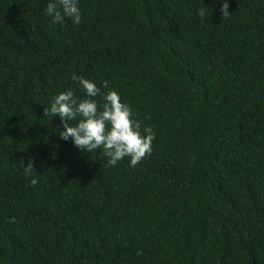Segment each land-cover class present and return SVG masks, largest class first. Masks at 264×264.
I'll return each instance as SVG.
<instances>
[{
  "label": "trees",
  "instance_id": "1",
  "mask_svg": "<svg viewBox=\"0 0 264 264\" xmlns=\"http://www.w3.org/2000/svg\"><path fill=\"white\" fill-rule=\"evenodd\" d=\"M47 2L0 0V264H264V0ZM73 73L153 128L135 167L59 138Z\"/></svg>",
  "mask_w": 264,
  "mask_h": 264
},
{
  "label": "clouds",
  "instance_id": "2",
  "mask_svg": "<svg viewBox=\"0 0 264 264\" xmlns=\"http://www.w3.org/2000/svg\"><path fill=\"white\" fill-rule=\"evenodd\" d=\"M228 8L229 0H219V12L223 19L231 14ZM196 11L200 18L209 17V7ZM43 13L52 24L68 19L78 25L82 17L80 0H48ZM70 78L84 95L77 97L73 88L67 87L53 95L44 108L45 116L58 115L61 118L63 128L57 129L60 139H70L77 149L85 153L95 151L97 155L107 158L106 164L109 166H115L127 157L129 167H135L151 153L155 137L153 128L142 126L131 106L121 99L116 90L109 88L107 80H101L98 86L94 80L75 73ZM68 121L75 122L69 124ZM23 170L26 175L31 173V160L23 165ZM28 182L35 185L37 178L31 176Z\"/></svg>",
  "mask_w": 264,
  "mask_h": 264
}]
</instances>
